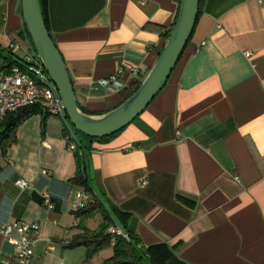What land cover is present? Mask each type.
Returning a JSON list of instances; mask_svg holds the SVG:
<instances>
[{
  "label": "crops",
  "instance_id": "crops-1",
  "mask_svg": "<svg viewBox=\"0 0 264 264\" xmlns=\"http://www.w3.org/2000/svg\"><path fill=\"white\" fill-rule=\"evenodd\" d=\"M39 4L80 112L97 117L149 74L180 0ZM198 13L165 86L132 123L101 141L71 130L96 193L127 214L151 264H264V0H199ZM21 16L20 0H0V52L30 64L39 56ZM118 71L119 89L99 84ZM65 125L34 114L0 156V227L15 219L39 226L28 264H102L112 255L114 241L92 255L68 247L102 221L98 212L75 215L73 194L83 188L69 181L78 147L62 140ZM18 179L30 186L18 188ZM1 236L0 264H16Z\"/></svg>",
  "mask_w": 264,
  "mask_h": 264
},
{
  "label": "water",
  "instance_id": "water-1",
  "mask_svg": "<svg viewBox=\"0 0 264 264\" xmlns=\"http://www.w3.org/2000/svg\"><path fill=\"white\" fill-rule=\"evenodd\" d=\"M38 2V0H20L21 19L25 31L30 37L32 47L38 53L44 72L58 90V98L64 108V120L87 138L114 135L132 123L146 109L155 95L165 86L173 67L176 66L192 34L199 8V0H180L177 17L174 25L171 26L169 37L165 40L164 48L140 86L115 109L101 116L92 117L81 113L77 106L65 63L47 32Z\"/></svg>",
  "mask_w": 264,
  "mask_h": 264
},
{
  "label": "built area",
  "instance_id": "built-area-1",
  "mask_svg": "<svg viewBox=\"0 0 264 264\" xmlns=\"http://www.w3.org/2000/svg\"><path fill=\"white\" fill-rule=\"evenodd\" d=\"M13 49V45H9ZM25 63V62H24ZM23 68L19 66L3 67L0 63V124L5 119V115L14 112L24 106L39 105L41 112L50 116L54 115L64 119V108L59 100L58 90L50 81L48 75L44 72L39 59L36 62L24 64ZM137 73L133 67L130 69ZM119 72L105 77L99 84L107 88L108 91L114 92L122 86L119 79ZM66 131L62 136V140L68 143V148L74 150L76 144L74 142V133L69 127L67 120H65ZM43 174H48L46 170ZM14 184L20 189H26L30 184L23 179L14 180ZM145 182L142 183L144 185ZM76 205L74 208L81 209L87 204L89 195L85 191L79 190L74 192ZM43 201L50 207L49 196L43 194ZM38 224L33 222H24L16 220L2 224L0 227V234L6 241L14 246L16 264H28L33 255L32 248L35 240L31 234L38 230ZM122 231L110 227L108 233L121 235L125 237Z\"/></svg>",
  "mask_w": 264,
  "mask_h": 264
},
{
  "label": "trees",
  "instance_id": "trees-1",
  "mask_svg": "<svg viewBox=\"0 0 264 264\" xmlns=\"http://www.w3.org/2000/svg\"><path fill=\"white\" fill-rule=\"evenodd\" d=\"M38 1L40 2V0ZM40 8H41V5H40ZM198 11H199V8H198ZM41 12H42V8H41ZM198 14H197V18H198ZM42 19H43V12H42ZM43 20L46 26L45 19ZM24 29L26 30V28ZM47 32H48V28H47ZM169 34L170 32L166 35V38L169 37ZM2 52H0V63L3 67L9 68L10 66L11 67L19 66L23 68L25 66L24 62H20V61L13 59L10 53H7V52L5 53L4 51ZM41 111L42 109L40 108L39 105H33V106H27V107L24 106L23 108H20L14 112L11 111L10 113H7L5 115L6 116L5 119L0 124V156L1 157L4 156L7 149L12 144V140L15 137L14 135L15 127L18 126L20 123H22L26 118H29L30 116L34 114L39 113V114L48 116V114H44ZM69 124L70 123L68 122V125ZM73 130L75 133L77 134L79 133L75 129ZM117 133H115L114 135H116ZM114 135L107 136V137L110 138ZM84 137L87 138L86 136ZM107 137H103V138L94 137V138H87V139L88 140L95 139L96 141H101V140H107ZM74 140H75V144H77V147H78L77 150L73 152L74 160L76 163L75 166L77 168V171L74 174V176L69 179V181L72 185L79 187V188H83L85 193L89 195L88 203L84 205L81 209L77 210L75 212V215L92 216L94 213L98 212V214L101 215L102 222L100 226L97 228V230L95 231L89 230L83 226L82 233H80L79 235H76L70 241V244L68 245V247L72 248V247L83 246L85 247L87 254L92 255L93 253L97 252L98 249L101 250L104 247L110 246L111 241H114L113 245H111V248H112L111 257H109L108 259H105L102 264H151L150 261L146 259L147 257H146L145 252L141 249V247L138 246L139 240L134 234H132L127 229L124 223L123 219L124 217H127V214L111 206H108L105 200L96 193L95 186L90 180V176L88 174V170H87L88 168L85 165L86 164V154H85L86 149L82 146V144L79 143L78 140H76L75 138ZM111 226L121 230L122 231L121 233L125 234V237L121 235L108 233V229Z\"/></svg>",
  "mask_w": 264,
  "mask_h": 264
},
{
  "label": "rangeland",
  "instance_id": "rangeland-1",
  "mask_svg": "<svg viewBox=\"0 0 264 264\" xmlns=\"http://www.w3.org/2000/svg\"><path fill=\"white\" fill-rule=\"evenodd\" d=\"M105 248V247H104Z\"/></svg>",
  "mask_w": 264,
  "mask_h": 264
}]
</instances>
